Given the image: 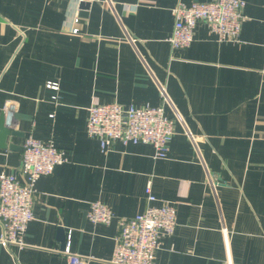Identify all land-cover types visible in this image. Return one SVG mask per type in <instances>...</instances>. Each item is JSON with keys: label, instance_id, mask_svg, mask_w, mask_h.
Listing matches in <instances>:
<instances>
[{"label": "crops", "instance_id": "1", "mask_svg": "<svg viewBox=\"0 0 264 264\" xmlns=\"http://www.w3.org/2000/svg\"><path fill=\"white\" fill-rule=\"evenodd\" d=\"M87 1L80 14L79 0H0V113L14 104L18 133L0 148V172L19 174L27 136L67 158L36 181L25 245L0 244V264H67L68 234L86 264H112L119 221L145 209L148 182L153 204L176 206L155 264H264V0H245L236 40L198 20L174 49L171 8L205 0ZM161 85L174 129L165 158L144 143L103 152L87 134L92 104L157 106ZM94 200L113 212L109 223L88 220Z\"/></svg>", "mask_w": 264, "mask_h": 264}, {"label": "built area", "instance_id": "2", "mask_svg": "<svg viewBox=\"0 0 264 264\" xmlns=\"http://www.w3.org/2000/svg\"><path fill=\"white\" fill-rule=\"evenodd\" d=\"M80 1V0H79ZM245 0H205L184 3L179 1L171 8L174 16L172 31L168 36L171 48H185L193 39L198 20L205 21L220 40H236L243 19L241 8ZM78 13L72 17L70 30L78 32L75 24ZM48 88L58 90L57 82H47ZM162 103L157 106L143 104L123 106L118 102L92 104L88 108L86 132L98 140L103 152L111 144H150L153 157L165 158L168 144L174 133L173 120L165 114V105L170 97L164 85L159 86ZM56 98L55 95L52 96ZM14 104L7 103L4 111L12 121ZM186 134L192 137L191 132ZM67 160L64 150L57 148L50 140L27 136L22 144V162L19 174L0 172V244L6 248L25 245L27 224L33 219L35 184L42 175L51 174L54 166ZM147 205L145 209L119 221L118 232L110 258L112 264H155V254L160 247L161 237L170 235L176 227V206L162 200L153 204L151 184L145 188ZM113 217L111 209L101 200L90 203L87 218L92 224H107ZM227 232V228H222ZM70 234L61 251L67 264H86L85 258L70 248Z\"/></svg>", "mask_w": 264, "mask_h": 264}, {"label": "water", "instance_id": "3", "mask_svg": "<svg viewBox=\"0 0 264 264\" xmlns=\"http://www.w3.org/2000/svg\"><path fill=\"white\" fill-rule=\"evenodd\" d=\"M89 1L87 0H80L79 1V8H80V14H86V9L89 7ZM7 114V113H6ZM5 114V111H2L0 113V148H7V147H13L14 144L8 143L7 138L10 135H17L18 133L11 129L10 123L8 121V115ZM64 240L61 243V247L63 249L64 247Z\"/></svg>", "mask_w": 264, "mask_h": 264}]
</instances>
